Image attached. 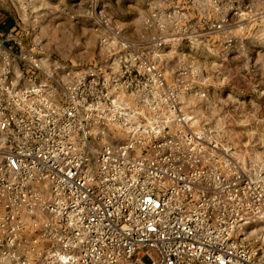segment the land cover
Instances as JSON below:
<instances>
[{
  "label": "built area",
  "instance_id": "built-area-1",
  "mask_svg": "<svg viewBox=\"0 0 264 264\" xmlns=\"http://www.w3.org/2000/svg\"><path fill=\"white\" fill-rule=\"evenodd\" d=\"M108 51L32 85L0 72V264H264V158L194 129L141 49Z\"/></svg>",
  "mask_w": 264,
  "mask_h": 264
},
{
  "label": "rangeland",
  "instance_id": "rangeland-1",
  "mask_svg": "<svg viewBox=\"0 0 264 264\" xmlns=\"http://www.w3.org/2000/svg\"><path fill=\"white\" fill-rule=\"evenodd\" d=\"M1 14L11 32L0 72L10 60L32 85L130 45L162 68L194 129L245 165L264 158V0H0ZM31 50L39 67L21 58Z\"/></svg>",
  "mask_w": 264,
  "mask_h": 264
},
{
  "label": "trees",
  "instance_id": "trees-1",
  "mask_svg": "<svg viewBox=\"0 0 264 264\" xmlns=\"http://www.w3.org/2000/svg\"><path fill=\"white\" fill-rule=\"evenodd\" d=\"M10 19L8 17V15L6 14H1L0 15V24H1V38H6L9 33L11 32V25H9ZM33 72V70L29 69L26 65H24V73L26 75L31 74Z\"/></svg>",
  "mask_w": 264,
  "mask_h": 264
}]
</instances>
